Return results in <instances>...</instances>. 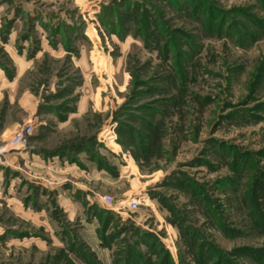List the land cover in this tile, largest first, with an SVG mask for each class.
I'll list each match as a JSON object with an SVG mask.
<instances>
[{"label": "rangeland", "instance_id": "obj_1", "mask_svg": "<svg viewBox=\"0 0 264 264\" xmlns=\"http://www.w3.org/2000/svg\"><path fill=\"white\" fill-rule=\"evenodd\" d=\"M8 50L32 64L0 115L24 120L29 91L40 144H85L102 174L79 179L90 205L27 183L17 210L3 186L0 233L33 235L0 240V264H89L72 242L98 264H141L134 246L161 252L151 264H199L202 245L209 264H264V0H0V67L14 74Z\"/></svg>", "mask_w": 264, "mask_h": 264}, {"label": "crops", "instance_id": "obj_2", "mask_svg": "<svg viewBox=\"0 0 264 264\" xmlns=\"http://www.w3.org/2000/svg\"><path fill=\"white\" fill-rule=\"evenodd\" d=\"M9 36L6 42L2 44L6 49L10 48L7 44L10 40ZM8 52H10L11 58L15 60L16 67L13 71L14 74H10L5 68L2 66L0 67V108L3 106L5 100L8 102V105H14L16 103V89L19 85L20 77L32 64L29 60L17 56L18 51L8 50ZM18 102L21 109L24 110V120L23 118L13 117L9 113L5 116L0 115V139L2 141H4L6 132L8 130L15 131L21 122H34L35 124L38 120V102L34 95L30 94L29 91L24 92ZM77 105L81 110L80 112L83 113V110L87 108V101H77ZM73 115L77 114L72 113L70 117H73ZM56 123L58 128L68 124L67 121L64 122L60 120ZM40 127H44V129L47 130L49 129L47 123H41ZM55 129L56 128H53V130ZM41 138L42 135L38 129V133L31 136L29 145L26 149H17L9 155L0 154V193H2L5 187L10 195L9 198L5 199V202L7 204H12L16 209H19L20 206L25 207L18 193L21 186L24 188L27 183L30 187L28 194L32 191L31 189H33V186L36 185V187H40L41 190L46 189L52 192V197H56L60 205L67 206L75 203L90 205L93 204L94 201H99L98 193L93 191L90 187H85L84 182L79 180L85 179L89 183L101 180L102 172L99 166L91 160L87 151L85 149L79 150L72 153L71 157H68L67 154H62V151L59 150L60 148L58 147L49 148L40 144ZM103 173L106 172L103 171ZM61 177H67L66 179L69 177V181L60 180ZM41 196H43L42 193L39 194V197ZM65 208L66 212L69 214L68 216L72 219L80 215L78 212H73L67 207ZM85 218L87 217H85L83 213L81 219ZM17 232L20 233V231ZM6 233L5 230H2L0 236H4ZM12 237L17 238L16 236Z\"/></svg>", "mask_w": 264, "mask_h": 264}, {"label": "trees", "instance_id": "obj_3", "mask_svg": "<svg viewBox=\"0 0 264 264\" xmlns=\"http://www.w3.org/2000/svg\"><path fill=\"white\" fill-rule=\"evenodd\" d=\"M129 24H130V21H129ZM129 26H131V25H129ZM7 27V32H9V28L11 27V25H7L6 26ZM81 28H83L82 26H81ZM61 27H56L55 29H53L56 33H58V32H60L61 31ZM58 31V32H57ZM6 32V33H7ZM3 39L6 41L7 40V36H3ZM149 108V107H148ZM154 111V110H153ZM150 112V111H149ZM154 112H156V111H154ZM154 130V134H155V136L157 135V133H158V129H159V127H157V128H153ZM126 132H128V131H126ZM31 138V137H30ZM85 144H83V145H81V147L80 146H78L77 147V150L76 151H79V150H83V149H85ZM65 152L64 151H62V154H64ZM72 154V153H71ZM71 154H68L67 153V155H68V157H71ZM238 183V181H236V180H234V179H230L229 180V185H231L232 187L233 186H236V184ZM12 235V236H16V237H19V238H24V237H31L33 234L32 233H18L17 231H7V233L4 235V236H0V240L1 241H4V240H6V238H7V235ZM66 234V233H65ZM68 248L70 249V250H72L73 252H75V251H78L79 253H80V256H81V258H84L85 260H87V263H89V264H98V263H95V261H92L91 260V258L90 257H87V255H86V253L83 251L84 249L82 248V247H80V249L76 246V244L74 243V242H72L71 244H69V246H68ZM135 246L134 247H131L130 248V250L132 251V253L131 254H135L136 256H135V258H137L136 260L137 261H139L141 264H151V261H152V254H157L158 256L161 254V252H157L156 250H153V248L151 247L150 248V252H152V253H149L150 254V256H149V258H148V260H146V259H143V255L139 252V253H137V251H135ZM199 250H203V251H201V253H199V254H197V261L199 262V264H209V257H207L205 254H207V251L208 250H206V252L204 251V247H203V245L201 246V248L199 249ZM135 251V252H134ZM244 255H246V256H252V258H254L255 256H253V253H252V251L251 250H247V251H245V253H243ZM131 257H133V256H131ZM142 258V259H141ZM260 259H262V260H264V257H260ZM163 260H165V264H173L172 263V256H171V254L170 253H166L165 254V256H164V259ZM126 264H132V263H126ZM217 264H219V263H217Z\"/></svg>", "mask_w": 264, "mask_h": 264}, {"label": "built area", "instance_id": "obj_4", "mask_svg": "<svg viewBox=\"0 0 264 264\" xmlns=\"http://www.w3.org/2000/svg\"><path fill=\"white\" fill-rule=\"evenodd\" d=\"M34 130V122H28L20 126L10 140L11 147L14 149H26L29 145V140L33 135ZM101 200L109 205L112 209H117V203L113 197L103 196Z\"/></svg>", "mask_w": 264, "mask_h": 264}]
</instances>
